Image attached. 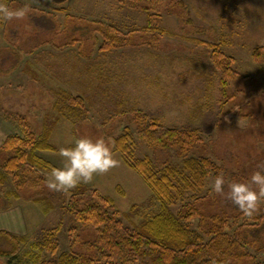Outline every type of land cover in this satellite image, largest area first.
I'll return each instance as SVG.
<instances>
[{"label": "rangeland", "instance_id": "rangeland-1", "mask_svg": "<svg viewBox=\"0 0 264 264\" xmlns=\"http://www.w3.org/2000/svg\"><path fill=\"white\" fill-rule=\"evenodd\" d=\"M5 2L28 11L0 25L1 171L14 152L3 148L8 136L30 130L38 136L55 93L82 94L88 116L78 123L61 115L50 117V141L56 150H37L40 158L52 168L60 167L61 146L83 135L104 137L116 163L81 183L112 197L118 209L128 210L153 191L114 148V139L125 129L133 136L136 155H148L158 166L209 156L217 169L200 197L192 200L201 215L191 225L197 228L201 223L203 229L232 241L230 259L238 264H261L264 197L247 215L226 193L228 182L249 178L264 165V50L254 55L264 43V0ZM217 48L235 71L225 86L213 67ZM150 115L168 127L197 129V140L190 146L168 139L146 141L139 130ZM5 172L7 178L0 182V228L14 227L26 241L16 255L0 256V264H41L65 251L95 255L90 244L98 230L72 216L71 188L48 187L52 169L22 165ZM217 174L225 177L224 194L212 189ZM91 197L87 192L76 200ZM185 202L174 210L186 213ZM153 209L146 207L145 212ZM51 232L58 242L55 255L41 247Z\"/></svg>", "mask_w": 264, "mask_h": 264}, {"label": "trees", "instance_id": "trees-1", "mask_svg": "<svg viewBox=\"0 0 264 264\" xmlns=\"http://www.w3.org/2000/svg\"><path fill=\"white\" fill-rule=\"evenodd\" d=\"M5 21L0 19V25ZM261 50H264V43L254 49V55L257 56ZM223 56L219 48L214 50L213 67L220 73L221 86H225L235 74L229 62L222 60ZM81 95L66 91L55 93L52 111L46 114L43 130L38 136H34L31 130L25 131L23 136H8L3 148L14 152L3 165L5 171H14L22 165L53 169L36 151L56 150L50 141L54 128V124L48 121L50 117L61 115L78 123L88 116ZM196 131L195 128L179 130L176 126H165L150 115L139 133L150 143H162L168 139L190 146L197 140ZM114 148L121 152L125 164L150 186L152 195L142 202L133 203L128 210H120L112 197L100 195L91 186L79 183L72 187L69 190L72 216L98 230L97 238L90 244L95 255L65 251L53 259L43 260L41 264H238L237 260L230 259L232 241L221 233L212 234L213 230L203 229L201 223L197 228L191 225V221L201 215L192 200L200 197L210 173L217 169L214 159L190 156L180 164L158 166L150 156L136 155L133 136L128 129L114 139ZM5 171L0 167V182L7 178ZM118 189L122 190L120 186ZM87 192H91V199L76 200ZM184 201L186 213L176 212L173 207ZM151 206L154 207L152 212L146 213L145 208ZM25 241V235L0 230V256L16 255ZM41 247L52 255L56 254L58 242L54 232L47 236Z\"/></svg>", "mask_w": 264, "mask_h": 264}, {"label": "clouds", "instance_id": "clouds-1", "mask_svg": "<svg viewBox=\"0 0 264 264\" xmlns=\"http://www.w3.org/2000/svg\"><path fill=\"white\" fill-rule=\"evenodd\" d=\"M27 11V7L14 8L5 0H0V19L22 18ZM58 153L64 158L62 165L52 169L48 181V187L54 190L69 189L87 182L93 174L105 172L116 163L109 142L102 136H79L67 146H61ZM261 167L264 165H259L249 178L228 182L227 199L247 215L257 210L264 197V171L260 170ZM225 183V177L217 174L212 189L224 194Z\"/></svg>", "mask_w": 264, "mask_h": 264}, {"label": "crops", "instance_id": "crops-1", "mask_svg": "<svg viewBox=\"0 0 264 264\" xmlns=\"http://www.w3.org/2000/svg\"><path fill=\"white\" fill-rule=\"evenodd\" d=\"M9 52V51H8ZM11 211V210H10ZM21 215V217H22V212H20V211H18V216H20ZM17 228V227H16ZM0 230H8V231H10V232H12V233H15V234H20V233H18V230H16V229H14V227H11V229H5V228H0ZM15 230V231H14Z\"/></svg>", "mask_w": 264, "mask_h": 264}]
</instances>
